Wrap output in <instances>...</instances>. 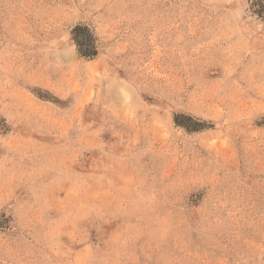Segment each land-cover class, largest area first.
I'll return each mask as SVG.
<instances>
[{
  "label": "rangeland",
  "instance_id": "rangeland-1",
  "mask_svg": "<svg viewBox=\"0 0 264 264\" xmlns=\"http://www.w3.org/2000/svg\"><path fill=\"white\" fill-rule=\"evenodd\" d=\"M252 3L0 0V264H264Z\"/></svg>",
  "mask_w": 264,
  "mask_h": 264
},
{
  "label": "trees",
  "instance_id": "trees-1",
  "mask_svg": "<svg viewBox=\"0 0 264 264\" xmlns=\"http://www.w3.org/2000/svg\"><path fill=\"white\" fill-rule=\"evenodd\" d=\"M252 9L255 10L254 12L260 16V18L264 19V0H252ZM84 57H88L90 53H83Z\"/></svg>",
  "mask_w": 264,
  "mask_h": 264
}]
</instances>
